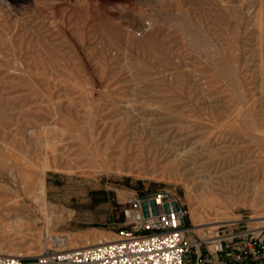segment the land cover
<instances>
[{
    "label": "rangeland",
    "instance_id": "1",
    "mask_svg": "<svg viewBox=\"0 0 264 264\" xmlns=\"http://www.w3.org/2000/svg\"><path fill=\"white\" fill-rule=\"evenodd\" d=\"M37 1L0 0V186H5L0 187V196L18 195L15 200L25 206L10 213L0 207L1 253L30 258L48 248L93 245L98 242L96 235L101 241L119 239V232L127 229L123 211L129 198L142 192L177 194L188 209L189 224L198 239L214 240L228 232L264 227L256 219L264 215V209L255 205V180L249 187L208 200L198 192L193 200L194 186L175 173L178 166L160 139L145 132L148 117L141 110L142 102L151 101L160 109L153 121L156 125L181 129V134L190 137L211 133L218 139L213 145L226 150H253L255 146L239 134L244 132L239 123L241 108L232 88L214 64L205 66L201 59L202 54L223 51L224 60L230 63L236 46L249 105L243 109L264 118L263 48L255 28L256 14L261 9L264 12L260 3L264 0H194L190 15H182L191 33L176 35L177 46L192 54L191 63L164 75L157 73L164 68L159 54L162 35L132 32L127 40L125 35H106L98 20L82 25L79 14L65 9L56 12L40 7ZM141 1L131 4L137 16L151 14L146 10L158 13L164 4L163 0ZM236 20H242L238 32L234 30ZM121 24L132 30L127 27L129 21ZM203 25L210 27V35L200 34L198 28ZM223 123L230 126L226 132L220 128ZM14 164L27 169L29 176L48 166L45 207L33 203L19 188ZM261 178L255 181L258 185L264 184ZM233 218L237 221L228 222ZM197 221L205 225L194 228ZM55 237L70 242L58 247Z\"/></svg>",
    "mask_w": 264,
    "mask_h": 264
},
{
    "label": "bare ground",
    "instance_id": "2",
    "mask_svg": "<svg viewBox=\"0 0 264 264\" xmlns=\"http://www.w3.org/2000/svg\"><path fill=\"white\" fill-rule=\"evenodd\" d=\"M34 1H36V0H34ZM132 1L135 2V0H38L35 3H37L38 5L39 4L44 5L45 7L48 6L47 8H50L51 10L56 11V12L60 11L62 9H65V10L69 11L70 13H72V15L74 13H77L80 15V16L78 15L80 17V18L79 17L78 18L81 19L82 25L87 24L86 21L96 22L98 20L99 23L104 24L103 26L102 25L99 26V27H104L103 28L104 34H106V35H125V37L127 36L125 40H127L128 35H132V32H134L133 35H137V36H138V33H140L139 34L140 36L141 35L142 36L143 35H152V36L157 35L159 37L160 35H162L160 37H162L163 41L159 45L160 46L159 49L161 51V52H159V54H161V56H163V58H164V60H162V61H164L162 63L164 65V68H163V70L157 72L159 75H164L163 73H167V72L173 71V70H180V69L186 67L189 63H191V61L189 62L188 60L191 59V58H189V55L192 56V54H185L187 49H186V51H185V49H183L185 51L184 52L182 49H180L179 46H177L179 41L177 40L176 35H180V33L183 35H189L191 33L190 25L185 24L189 21L186 20L187 21L186 22L183 19V17L185 18V17H187L185 15H190L188 10H189V8L193 7V5H195L194 0H163L164 4L162 3L163 4L162 8H160V11L158 13L155 11H154L155 13H153L152 12L153 10L152 11L146 10V11L151 13L148 15L145 12L147 14L146 16H145V13H140L138 16L134 14V11L132 10V7H131L132 6L131 4H133ZM203 3H205V2H203ZM260 3H261V5H264L263 4L264 2L262 3V1H260ZM41 5H39V6L41 7ZM155 6H156V4H155ZM160 6H161V3H160ZM35 7H37V5ZM78 7H80L81 10ZM232 7H234V6H232ZM156 8L159 10V8L157 6H156ZM142 9L143 8H141V10ZM157 9H155V10L158 11ZM143 10H145V9H143ZM190 11H192V10H190ZM194 11H195V9H194ZM139 12H140V9H139ZM234 13H236L238 15L237 11H235ZM182 15H184V16L182 17ZM237 15H235V16H237ZM256 17H255L256 21L254 20L256 22L255 28H257V30L259 32L260 38L259 37L258 38L260 39L261 44H262V48H263L262 60H261L260 65H261V68H262L263 73H264V12L262 9L259 11V13L256 14ZM123 20L129 21V25H127V27L129 26L128 28H131L132 30L125 29L122 27V26H124L121 24ZM146 20L147 21L149 20L148 25H146V23H145ZM241 21L236 20V22H235L236 27L234 28V30H236V32H238V30L241 28L240 27V25H242ZM119 22H121V23H119ZM191 24H192V22H191ZM90 26H91V23L89 24V27ZM83 27H85V25ZM196 27H198V26H196ZM209 28L207 25H205V26L203 25V26H200V28H198V29H200V32H201L200 34L210 35L209 34ZM189 29H190V31H188ZM64 31H65V29H64ZM196 31L198 32V30H196ZM83 33H85V31H83ZM193 34H194V32H193ZM82 37H83V35H82ZM236 37H238V36H236ZM92 42H93V40H92ZM83 43L84 42H82V46H83ZM102 44H103V42H102ZM120 47H121V45H120ZM184 47H186V46H184ZM204 47H206V46L204 45ZM129 48H131V47H129ZM206 49H207V47H206ZM128 51H130V50H128ZM202 52H206V51L202 50ZM202 55H204V57L201 60H205V62H204V64H206L205 66H208V65L210 66V64L211 65L214 64V67L216 68L217 73H219L220 78L222 80H224V83L226 82L229 85L228 87L232 88L233 97L237 101L236 103L238 104V106L241 108L238 110V112H239V123L241 125L240 128H242L244 132L239 133V134L244 135L248 139V141L255 146V148L253 150L252 149L242 150L244 148H241V149L238 148L237 150H232L233 148L231 147L232 149L226 150L225 148H222L220 146H216V144L213 145V143H215L218 139L217 138L213 139L211 136V133H210V135L205 134V135L200 136V137H190V136H186L185 134L184 135L181 134L182 133L181 129H168V128H165V126H163V125L162 126L156 125L153 123V121L157 116H160V114H159L160 109L158 107H156L155 104L151 101L142 102L143 107L141 110L144 111L146 113L145 116L148 117L147 123H145L146 124V131L145 132H147L150 135V137L152 135H155L156 138L160 139L162 144L166 147L167 154L171 158H173L174 163H176L178 166L177 172H175V173L184 177V179L186 178V180L190 184H192V186H194L196 193L194 194L193 200L197 198L198 192H200L201 197H205L208 200L210 198L209 196L218 195V194L221 195V194H224L227 192L237 191L238 189H242L245 186L249 187V185L251 184V180L256 181L258 179V177H262L261 179H264V156L263 157L261 156V155H264V118L258 119V117L251 111V109H249V108L243 109V107H245V106L248 107L249 105L247 106L248 100H246V98H245L246 95L244 94L245 90H243L244 89V86L242 83L243 81L240 77L239 50L236 46L234 47V49H232V51H231L232 60L230 63H228L224 60L223 51H219L216 54H212V55H210V54H206V55L202 54ZM202 55L198 54V56H202ZM110 58H112V57H110ZM202 64H203V62H202ZM159 67H161V65ZM262 70H261V73H262ZM157 71H158V69H157ZM170 73H172V72H170ZM87 74H90V73L88 72ZM204 74H206V73H204ZM165 75H167V74H165ZM147 76H149V75H147ZM102 77L103 76H101V79H102ZM160 77H162V76H159V78ZM201 79H203V78H201ZM134 80H136V82H137V79H134ZM202 87H204V86H202ZM158 95H159V93H158ZM199 95H197V96L199 97ZM148 96H149V94H148ZM141 118H142V116H141ZM158 118H160V117H158ZM142 121H143V119H142ZM156 121L157 120L155 119L154 122H156ZM143 123L144 122H142V124ZM226 123H223L222 125L220 124L221 127L219 126L225 132H226L227 128L230 127V126H226ZM236 123H238V122H236ZM192 125H194V124H192ZM143 128H144V125H143ZM178 128H180V127H178ZM217 131H218V129H217ZM210 132H212V131H210ZM153 138H154V136H153ZM155 140L157 141L158 139H155ZM12 169H13V172H15V174H17V176L19 177L20 181L17 184H19V188L23 191V193L25 195H27L26 197L29 198L33 203L35 201V203L37 202L41 206L45 207L46 206V198H47V188H46V184H45V176H46V172L48 170V166L40 168V170L38 172H36L30 176L27 173V169L22 168L18 164L12 165ZM86 172L87 171H82V173H84V174ZM17 176H16V178H17ZM255 181L252 184L255 187V194H254L255 195L254 200L256 203L255 205L264 209V184L258 185V182H255ZM260 183H262V182H260ZM239 185H241L242 187L241 186L239 187ZM0 187L4 188L5 186H0ZM7 188L12 191V188L10 186H8ZM238 194H240V193H238ZM18 197H19L18 195L17 196H7V197L0 196V207L3 209L6 208V212L8 211V213H10L11 211L19 210L20 208L25 207L23 202L15 200V198L17 199ZM215 199H217V198H215ZM227 199H229V198H227ZM190 200H192L191 196H190ZM256 219L260 220L259 222L264 224V215L258 216ZM201 221L202 220H200V222ZM236 221L237 220L233 218L228 222H236ZM197 222H198V224H195L194 228L202 227L205 225L203 223H200L199 221H197ZM215 223L217 224V223H224V222H216L215 221ZM195 231L200 232L202 230H195ZM99 239H97V235H96L95 241L98 240L97 243H95L93 245L82 246L81 248H69L68 250L83 249V248H88L91 246L102 245V244H106V243H112V242H116V241L120 240V239H116V240L101 241ZM60 242H61L60 237H55L54 243H56L57 245H61ZM69 242H70V239L67 238L64 245L67 246L69 244ZM10 246H11V244H10ZM0 255L23 257V255H16V254H11V253L10 254H3L1 252H0Z\"/></svg>",
    "mask_w": 264,
    "mask_h": 264
},
{
    "label": "built area",
    "instance_id": "3",
    "mask_svg": "<svg viewBox=\"0 0 264 264\" xmlns=\"http://www.w3.org/2000/svg\"><path fill=\"white\" fill-rule=\"evenodd\" d=\"M123 214L127 229L119 232V241L76 250L48 248L30 258L0 255V264H190L191 258L200 264L203 249L219 259L229 248L238 252L235 258L241 262L251 251L264 250V227L198 239L187 207L170 191L133 193ZM60 239L56 245L65 247L67 239Z\"/></svg>",
    "mask_w": 264,
    "mask_h": 264
},
{
    "label": "crops",
    "instance_id": "4",
    "mask_svg": "<svg viewBox=\"0 0 264 264\" xmlns=\"http://www.w3.org/2000/svg\"><path fill=\"white\" fill-rule=\"evenodd\" d=\"M261 242L264 245V233L260 235ZM237 251H233L231 248L222 255L219 259L210 256L206 249H203L202 262L200 264H264V250L251 251L248 258L244 261L238 262L235 258ZM190 264H195L194 258H191Z\"/></svg>",
    "mask_w": 264,
    "mask_h": 264
}]
</instances>
